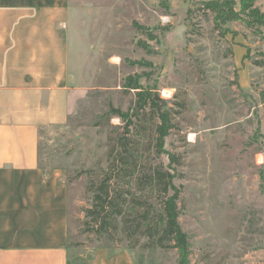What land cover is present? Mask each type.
Listing matches in <instances>:
<instances>
[{"label": "rangeland", "instance_id": "rangeland-1", "mask_svg": "<svg viewBox=\"0 0 264 264\" xmlns=\"http://www.w3.org/2000/svg\"><path fill=\"white\" fill-rule=\"evenodd\" d=\"M204 1L70 0V114L40 133V165L68 191L70 264H88L100 246L127 249L136 264L178 262L176 248H152L143 218L166 199L147 184L169 169L161 112L149 101L129 130L113 112L131 114L145 91L174 124L165 146L177 157L190 264H264V24L252 13L264 0L247 10L215 0L233 7L225 22ZM104 182L113 206L95 214L108 216L100 227L87 214Z\"/></svg>", "mask_w": 264, "mask_h": 264}, {"label": "crops", "instance_id": "crops-1", "mask_svg": "<svg viewBox=\"0 0 264 264\" xmlns=\"http://www.w3.org/2000/svg\"><path fill=\"white\" fill-rule=\"evenodd\" d=\"M70 0H0V264H70L68 191L40 165V133L73 99ZM88 264H136L97 247Z\"/></svg>", "mask_w": 264, "mask_h": 264}, {"label": "trees", "instance_id": "trees-1", "mask_svg": "<svg viewBox=\"0 0 264 264\" xmlns=\"http://www.w3.org/2000/svg\"><path fill=\"white\" fill-rule=\"evenodd\" d=\"M253 2L254 0H241L242 9L247 10L253 5ZM202 4L206 10H210L217 14V21L225 22L229 19H233V7H231L227 1L221 3L215 0H208L202 2ZM249 12L251 13V11ZM252 13L255 21L264 24V13H261L257 9L252 10ZM127 84L132 88H141L139 83L134 84L132 82H127ZM140 99H142V103L137 105L131 114L130 112H123L120 109H113V112L126 121V129L128 130L132 123V117L139 114L149 101L161 112V123L157 130V147L160 153H163L168 157L169 169H164L161 166L156 167L154 171L151 172L147 184H149V187H151L152 190L163 192L166 195V199H164L161 208L155 209V217L150 210L143 215V218L147 221L146 229L150 232V236L155 239V243L152 247L153 249H167L170 245L178 251L177 264H190L189 256L191 243L189 235L182 229L179 222L180 208L178 200L180 187L175 183L177 174L176 167L174 166V164L177 163V157L174 153L166 149L165 146V139L169 134V129L173 127L174 124L170 117V111L161 108L158 100L154 97L151 91H145ZM105 187L104 182V184H101V191L97 192L94 196V206L88 209L87 214L89 217L91 216L96 219L100 227H103L108 216H105L103 220H101L100 218H97L95 214H100L103 210L109 209L110 206H113V197H111L109 190L107 191ZM107 199L110 200L109 203L111 204L108 208H105V201ZM128 247L132 248L136 247V245H129Z\"/></svg>", "mask_w": 264, "mask_h": 264}]
</instances>
